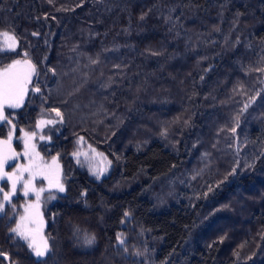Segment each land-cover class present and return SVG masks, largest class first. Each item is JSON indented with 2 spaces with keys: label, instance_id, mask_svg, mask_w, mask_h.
Returning <instances> with one entry per match:
<instances>
[{
  "label": "trees",
  "instance_id": "16d2710c",
  "mask_svg": "<svg viewBox=\"0 0 264 264\" xmlns=\"http://www.w3.org/2000/svg\"><path fill=\"white\" fill-rule=\"evenodd\" d=\"M5 31L0 70L35 73L0 138L53 121L37 148L65 189L42 258L11 232L22 197L4 206L10 264H264V0H0Z\"/></svg>",
  "mask_w": 264,
  "mask_h": 264
},
{
  "label": "snow or ice",
  "instance_id": "6c2138e0",
  "mask_svg": "<svg viewBox=\"0 0 264 264\" xmlns=\"http://www.w3.org/2000/svg\"><path fill=\"white\" fill-rule=\"evenodd\" d=\"M4 38V45L10 49L15 50L17 41L13 35H10L8 32L0 33ZM35 35V33H33ZM25 55H27L25 53ZM27 65V71L18 70V65L21 64ZM35 73V65L31 61H20L16 60L7 68L0 71V119H5L3 114V106L7 104L9 107L17 108L23 102L24 96L27 93L28 85L31 83L33 74ZM36 92H39V88L33 89ZM247 107V106H246ZM56 112V115L59 117L61 113L59 110L53 109ZM53 121H44L41 120L40 124H51ZM27 136V134H25ZM35 134H33L34 137ZM33 137H29L28 140H25V151L24 156L29 157L27 165H19L17 167V173H7L3 172L4 164L9 159H15L21 153L13 151L8 145V148L0 155V179L7 177L11 181V192L15 194L17 183L23 181V194L27 196L30 191L35 193L36 204H30L24 207L23 215L19 216V222L16 223L14 228H11V232L15 234L16 237L27 241V246L34 252L37 257H42L46 254L48 250V242L41 234V225L42 214L39 212V200L40 194L45 191L44 188L36 189L33 185V181L37 176H41L44 179L48 180L49 187H55L60 192H63L64 186L59 182V176L57 172L53 171L52 165L56 164V160L53 159L52 164L49 165L46 162H43V159L39 157V153H35L34 157L29 151V140ZM43 139V137H41ZM0 144H8L7 141H0ZM34 151L35 146H31ZM94 151V150H93ZM74 155H80V153H74ZM87 156V153H84ZM100 155V154H98ZM16 167V165H12ZM28 173L29 179L24 180L23 174ZM98 175L100 173H97ZM55 176V182H53V177ZM3 191V189H0ZM51 198V197H50ZM4 201L11 203V195L7 192L4 193ZM15 208V205H12ZM30 209H35V211H30ZM4 211V204L0 203V212ZM127 215V214H126ZM94 241V237H89L86 239V242L91 244ZM120 243H124L123 240H120Z\"/></svg>",
  "mask_w": 264,
  "mask_h": 264
},
{
  "label": "rangeland",
  "instance_id": "374dc122",
  "mask_svg": "<svg viewBox=\"0 0 264 264\" xmlns=\"http://www.w3.org/2000/svg\"><path fill=\"white\" fill-rule=\"evenodd\" d=\"M0 50H3V51L10 50L4 45V38H3L2 35H0ZM21 61H27V60H21ZM17 67H18V70H20V71H27V65H25L23 63L21 65H18ZM0 71H3V69H1ZM33 76H34V74H33ZM33 76H32V78H33ZM31 81H32V79H31ZM28 87H29V85H28ZM25 97H26V95L24 96L23 102L25 100ZM6 107L13 108V107H9L7 104H5L3 106V110ZM1 121H2V119H0V122ZM40 121L38 122V124H37L35 130H33V132H25V131H23V132L20 133V136L18 138L19 139L18 142L20 141L19 142L20 143V148L19 149H17L14 146L13 142L15 141L14 140L15 137H14L13 133L10 134L8 138H3V139L0 138V141H7L8 142V144H0V155H2L3 152L8 148L9 144H10V147H11V149L13 151H15L17 153H21V155H19L15 159H9L4 164L3 172L17 173L19 175V173L17 172V167L19 165H27V163L29 161V157L23 155V153L25 151V140H28L29 137H33V134H35L34 137L28 141L29 142V151L33 155V157H34L35 153H39L38 152V148H37V141L42 139L41 138V137H43L42 136V131L45 128V126H48L47 124L41 125ZM44 121H47V120H44ZM25 134H27V136ZM43 139H45V138L43 137ZM32 145L35 146L34 151L31 148ZM93 150L94 149L90 148L89 146H87L85 149L82 148V150L80 152V155H78V157H80L79 159H81V161L88 167V169L90 170V172L92 174L98 175L97 173H100L98 176H101L102 174H104L107 171L108 165H107L106 160L103 158V156L98 155L99 153H97L96 150H94V151ZM84 153H87V156H85ZM39 157H41L43 159V162H46L49 165L52 164V161L54 159V158H46V157L42 156L40 153H39ZM12 165H16V167H13ZM52 168H53L54 172L58 173L59 182L61 183L62 182V170H61V167H60L59 163L56 161V164L52 165ZM23 177H24V180L29 179L28 173H24ZM53 182H55V176L53 177ZM22 185H23V181L18 182L15 194H12V192H11V181L8 180L7 177H5L4 179H0V189H3V191H0V203H3L4 206L8 203L7 201H4V199H3L5 192H7V193H9L11 195V199L16 197V196H18V195H20L22 197V199L24 200V205L22 207V215H23V214H25L24 213V207L27 206V205H30V204H36L37 201L35 199V193L34 192L30 191L27 196H25L23 194ZM33 185H34V187L36 189H39L41 187L45 189V191L40 194V200H39V212L42 214V211H41L42 202L46 201L45 199H50L51 196H53L54 194L59 193L60 191L58 189H56L55 187H51L50 188L48 180L44 179L41 176H37L35 178V180L33 181ZM30 211H35V209H30ZM42 221H43V223L41 225V234L45 238L44 230H45L46 222H45V220L43 218V215H42ZM17 222H19V219H18ZM46 254H47V252H46ZM44 256H42V257H44ZM42 257H37L36 256V258H42Z\"/></svg>",
  "mask_w": 264,
  "mask_h": 264
},
{
  "label": "water",
  "instance_id": "95a60500",
  "mask_svg": "<svg viewBox=\"0 0 264 264\" xmlns=\"http://www.w3.org/2000/svg\"><path fill=\"white\" fill-rule=\"evenodd\" d=\"M0 258L5 261V264H10L8 257L5 254L0 253Z\"/></svg>",
  "mask_w": 264,
  "mask_h": 264
}]
</instances>
